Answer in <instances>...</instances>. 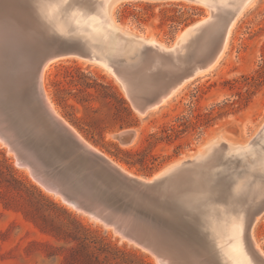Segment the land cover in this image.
<instances>
[{
    "label": "rangeland",
    "instance_id": "obj_1",
    "mask_svg": "<svg viewBox=\"0 0 264 264\" xmlns=\"http://www.w3.org/2000/svg\"><path fill=\"white\" fill-rule=\"evenodd\" d=\"M60 1L79 6V0ZM116 7L113 19L119 27L168 47L210 13L209 7L186 0H126ZM237 20L220 63L146 116L134 110L113 73L76 58L50 66L46 76L48 95L61 116L89 144L136 177L150 178L193 155L221 131H226L229 143L244 145L264 124V0H254ZM101 86L111 87L124 98L132 116L118 112L113 99L103 98ZM237 92L242 93L241 98ZM192 110L213 112L216 120L201 134L194 132L152 149L149 154L158 160L150 169L126 164L124 152L145 148L149 135L160 133L163 126L174 124ZM128 130L137 136L125 146L116 136ZM226 157L220 156L221 164L227 162ZM163 206L156 203L155 208L171 217L172 212ZM179 220L174 236L149 232L144 241L148 248H143L114 227L77 211L45 190L28 169L18 167L15 153L0 140V264H157V255L149 249L156 247L153 235L159 240L157 245L167 243L164 247L169 249L158 250L175 257L177 264H241L237 253H246L248 246L243 239L245 224L240 211L220 204L204 220L196 217L192 226L183 225L185 219L181 217ZM253 233L264 252V215Z\"/></svg>",
    "mask_w": 264,
    "mask_h": 264
},
{
    "label": "water",
    "instance_id": "obj_2",
    "mask_svg": "<svg viewBox=\"0 0 264 264\" xmlns=\"http://www.w3.org/2000/svg\"><path fill=\"white\" fill-rule=\"evenodd\" d=\"M117 1L107 0L109 12ZM59 2L0 0V33L6 37L0 53V140L15 153L18 167L28 169L38 184L77 211L141 245H147L149 232L164 236L177 232L179 217L185 219L183 225L192 226L197 207L206 199L240 211L252 242V229L264 215V124L244 145L229 143L226 131H221L201 150L152 177H133L87 146L52 112L42 85L48 62L81 59L113 73L134 110L146 116L210 69L246 2L190 26L187 35L194 45L180 56L176 49L160 52L154 62L152 46L143 41L135 50L128 38L122 47L108 48L89 28L71 21L69 12L53 11ZM16 48L19 53L14 54ZM129 133L116 139L124 143ZM220 154L227 156V162L214 170L211 179H200L205 193L191 191L198 186L195 179L201 166ZM192 179L195 183L188 186L183 200L175 189ZM156 203L169 207L172 216L159 213Z\"/></svg>",
    "mask_w": 264,
    "mask_h": 264
},
{
    "label": "bare ground",
    "instance_id": "obj_3",
    "mask_svg": "<svg viewBox=\"0 0 264 264\" xmlns=\"http://www.w3.org/2000/svg\"><path fill=\"white\" fill-rule=\"evenodd\" d=\"M122 1H126V0H119L117 1L111 11L109 12L108 11V4H107V0H79L77 4H79V6H75V7H72L69 3H64V2H59L57 5H55L56 7L53 8V11L55 12H69L71 14V21H74L76 24L78 25H81V26H84V27H87L91 30V32L100 40H102L107 46L108 48L110 49H114V48H120L122 47L126 41L124 40L125 38H128L129 39V45L130 47H132L134 50L139 48L141 43L140 42H144L150 46H152V53H151V59L152 61H157L160 57V52H168V51H171V50H174L176 49L175 53L176 54H180L181 51H183L185 48H189L190 46L194 45L195 41L193 43H189L190 39H191V36L189 37L187 35V31H184V33H181L178 38H177V41L176 43L174 44L173 47H168V46H165V45H162L156 41H154L153 39H145L143 37H140V36H136L134 35L133 33L127 31L126 29H123L121 27H119L114 19H113V12H114V9L115 7L120 4ZM159 1H164V0H159ZM187 1V0H186ZM254 0H191L189 2H193V3H196V4H200V5H205L207 7H209V10H210V13H209V16L202 20V21H205L207 19H209L212 14L214 13H217V12H221V11H224L226 8L230 7V6H233L239 2H246L244 5H243V9L241 10L240 14L238 15V17L236 18V20L232 23V25L230 26L229 30H228V33H227V36H226V39H225V42L223 44V47L221 49V51L219 52L218 54V57L216 58L215 62L212 64V66L210 67L209 70L211 69H214L219 63L220 61L223 59L226 51H227V48H228V44H229V40H230V36L232 34V31L235 27V24L236 22L238 21L237 19L242 15V13H244V11L253 3ZM117 8V7H116ZM115 14V13H114ZM5 40H6V37L4 34H1L0 33V53H2V48H3V44L5 43ZM197 41V40H196ZM21 52V51H20ZM13 53L14 54H17L19 53V50L16 48L13 50ZM180 56V55H179ZM71 58V57H70ZM62 59H66V58H62ZM62 59H56V60H53V61H50L46 64V66L44 67V70H43V73H42V85H43V89H44V92H45V95H46V98H47V101L50 105V109L52 110V112L59 118L61 119L75 134H77V136L87 145L89 146L91 149H93L94 151L102 154L101 152H99L97 149H95L91 144H89L82 136L81 134L76 131L62 116L61 114L58 112V110L55 108V106L53 105L49 95H48V92H47V89H46V76H47V72L50 68V66L56 62V61H59V60H62ZM78 60H81V59H78ZM83 61V60H82ZM208 70V71H209ZM206 74V73H204ZM202 74V75H204ZM179 91V90H178ZM177 91V92H178ZM176 92V93H177ZM175 93V94H176ZM174 94V95H175ZM173 95V96H174ZM172 96V97H173ZM172 97L168 98L167 100H165L163 104L167 103L168 100H170ZM124 132H127L129 133L128 135V140L124 143H122L123 145L127 146L129 144H131L134 139L136 138L137 134L135 131L133 130H128V131H123ZM135 134V135H133ZM217 136V135H216ZM216 136L209 140L207 143H209L210 141H213L214 139H216ZM206 143V144H207ZM248 143V142H247ZM204 146V145H203ZM202 146V147H203ZM201 147V148H202ZM200 148V150H201ZM104 155V154H103ZM222 154H220L221 156ZM108 160H110L115 166H117L123 173L129 175V176H133V177H136L134 175H132L131 173H129V171L125 170V168H123V166L121 167L120 165H118L117 163H115L112 159H110L109 157H107L106 155H104ZM220 156H217L215 157L213 160H211L210 162H208L207 164L201 166L200 170H199V177L195 179V181L198 182V186H196L197 184H195V186L193 185V187H190L192 188L191 191H194L195 193H201L203 191H201L202 189V186L199 185L200 184V179L202 180L203 178H206V179H211L214 175V170L221 165V161H220ZM199 179V181H198ZM192 183H195L194 182V179L192 180H185L183 181L180 185L177 186V188L175 189L176 193L181 195L178 197L182 198L183 200L185 199V196H184V192L186 191V189H188V186L191 185ZM201 186V187H200ZM204 190V189H203ZM176 194V196H177ZM221 205L224 204L223 202L220 203ZM219 204V205H220ZM216 203L214 200L212 199H206L204 200V203L203 204H199V207H197V213L195 214L197 217H199L201 220H204L206 218V216L208 214H210L211 212L215 211V207H216ZM226 205V204H224ZM218 206V205H217ZM227 206V205H226ZM163 208L165 210H169V211H172L169 207L167 206H163ZM259 218L257 219L253 229H252V242H250L248 240V237H247V234H246V229L244 228V232H243V239L245 241V243H247V246H248V251L245 253L244 251H239L237 254L239 255V258L241 260V264H248L249 262H252L253 264H263L264 263V252L261 248V246L259 245V243L255 240V237H254V228L258 222ZM154 234V233H153ZM158 234V233H157ZM155 235V234H154ZM153 235V240H152V243L153 245H155L157 248V251L156 249L152 246L150 247V251H152L153 253H155L157 255V264H177L175 262V257H173L172 255L170 254H165L163 251L160 252L158 250V248H163L165 249L164 247V244L167 245V243H161L162 245H157V243H159L157 241V237ZM161 235V234H160ZM163 236V235H162ZM166 237H172L174 236V233L170 234L168 233L167 235H165ZM124 238H127L125 236H123ZM156 237V238H155ZM162 239V238H161ZM164 239V237H163ZM130 240V239H129ZM168 240V239H167ZM166 240V241H167ZM175 240V239H174ZM185 240V239H184ZM133 242H135L134 240H131ZM165 241V242H166ZM169 241V240H168ZM186 241V240H185ZM162 242V241H161ZM174 241H171L170 240V243H172ZM177 242V241H176ZM136 244H139L141 245L140 243H137L135 242ZM187 243V242H186ZM168 245H171V244H168ZM174 245V244H172ZM171 245V246H172ZM150 246V245H149ZM163 246V247H162ZM170 246V247H171ZM177 246V245H176ZM175 246V247H176ZM192 246V245H190ZM143 248H148V245H142ZM173 246V248H175ZM194 247V246H193ZM198 247V246H197ZM177 248V247H176ZM181 248V247H180ZM195 248V247H194ZM166 250V249H165ZM169 249H167L166 251H168ZM172 250V249H170ZM174 250V249H173ZM177 250V249H176ZM188 250V249H187ZM195 250V249H194ZM172 252V251H171ZM170 252V253H171ZM174 252V251H173ZM178 252V251H177ZM186 252V251H185ZM192 253V252H190ZM185 255V253H183ZM196 254V253H195ZM200 254V253H199ZM203 254V253H202ZM194 255V254H193ZM182 256V254H181ZM203 256V255H201ZM195 257V255H194ZM200 257V256H199ZM189 258V257H188ZM201 258V257H200ZM192 259V257H191ZM199 259V258H198ZM205 259V258H204ZM203 259V260H204ZM179 260V259H178ZM185 260V259H184ZM190 260V259H189ZM201 260V259H200ZM199 261V260H198ZM263 261V263H262ZM197 262V261H196ZM195 262V263H196ZM204 262V261H203ZM209 262V261H208ZM202 263V262H201ZM200 263V264H201ZM212 262H210L211 264ZM199 264V263H198ZM207 264V262H206Z\"/></svg>",
    "mask_w": 264,
    "mask_h": 264
},
{
    "label": "trees",
    "instance_id": "obj_4",
    "mask_svg": "<svg viewBox=\"0 0 264 264\" xmlns=\"http://www.w3.org/2000/svg\"><path fill=\"white\" fill-rule=\"evenodd\" d=\"M261 78L264 79V75L262 74ZM103 98H111L113 99L118 107V112H124L127 116L131 117V111L129 110L126 101L122 98L117 92L113 91L111 87H104ZM107 89L109 92H107ZM237 96L239 98L242 97L241 92H237ZM233 103V105L238 104ZM216 120L215 114L213 112L209 113H200L198 111L192 110L188 115L179 117L174 124L165 125L162 127L160 133H154L149 135L146 138V146L145 148L137 151H127L124 154L128 159L125 160L126 164L134 167L140 165L142 167H146L150 169V166L155 165L158 158L154 155H150L149 152L157 147L161 143H175L180 141L185 136L199 132L203 133L207 128L212 126V123ZM66 263H68V259H66Z\"/></svg>",
    "mask_w": 264,
    "mask_h": 264
}]
</instances>
